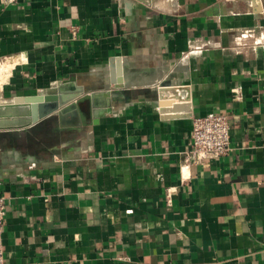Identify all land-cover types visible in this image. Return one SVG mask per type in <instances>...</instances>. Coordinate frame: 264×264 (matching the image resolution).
Wrapping results in <instances>:
<instances>
[{"label": "crops", "instance_id": "crops-1", "mask_svg": "<svg viewBox=\"0 0 264 264\" xmlns=\"http://www.w3.org/2000/svg\"><path fill=\"white\" fill-rule=\"evenodd\" d=\"M59 83L106 113L0 130L5 264H264V0H0V103Z\"/></svg>", "mask_w": 264, "mask_h": 264}, {"label": "water", "instance_id": "water-1", "mask_svg": "<svg viewBox=\"0 0 264 264\" xmlns=\"http://www.w3.org/2000/svg\"><path fill=\"white\" fill-rule=\"evenodd\" d=\"M141 83L126 82L127 85ZM62 86L63 84L59 83L57 91L50 94L17 96L12 101L0 103V130H23L21 133L24 134L25 128L53 114H57L60 123L66 125L69 116L73 117L85 101H91V116L95 122L101 115H105L106 112L100 113L96 108L95 94H84L81 89L66 93ZM81 116L84 118L83 113ZM74 124H80V121L74 119Z\"/></svg>", "mask_w": 264, "mask_h": 264}, {"label": "built area", "instance_id": "built-area-1", "mask_svg": "<svg viewBox=\"0 0 264 264\" xmlns=\"http://www.w3.org/2000/svg\"><path fill=\"white\" fill-rule=\"evenodd\" d=\"M192 145L187 153L189 161L217 158L231 150L230 125L227 115L210 113L193 119ZM6 201L0 196V264H5L3 229Z\"/></svg>", "mask_w": 264, "mask_h": 264}]
</instances>
